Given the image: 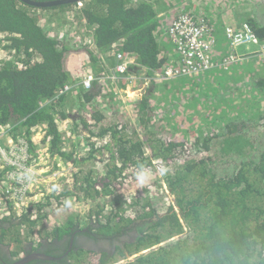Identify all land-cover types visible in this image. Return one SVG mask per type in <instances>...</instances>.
I'll use <instances>...</instances> for the list:
<instances>
[{
  "label": "trees",
  "instance_id": "trees-1",
  "mask_svg": "<svg viewBox=\"0 0 264 264\" xmlns=\"http://www.w3.org/2000/svg\"><path fill=\"white\" fill-rule=\"evenodd\" d=\"M209 1L208 21L218 38L223 25L237 20L252 26L257 42H264V24L249 10L237 16L239 2L246 0ZM155 2L80 0L36 7L0 0V49L9 52L0 67V127L21 124L31 134L42 126L51 136L48 150L75 169L72 183L60 179L36 211L18 215L8 206L0 212V241L15 248L13 255L25 253L26 242L38 247L42 239H62L77 229L122 241L123 233L134 229L112 253L78 247L69 258L73 264H115L131 255L126 264H264V102L253 122L245 114L220 115L199 105L219 104L228 97L218 98L244 79L254 97L263 100L264 55L225 68L215 48L212 58L219 65L210 78L220 75L222 85L207 91L196 86L200 74L188 76V82L163 81L154 72L181 61L166 49L169 41L160 32L181 10L161 17ZM52 10L73 13L79 27L94 32L99 51L118 49L134 56L148 69L146 90L129 99L119 96V89L129 87L126 77L118 79L117 91L118 83L104 79L106 67L84 41H63L43 27ZM78 55L84 56L82 69L71 71L68 58ZM251 64L255 70L244 69ZM86 65L97 76L93 86L52 99L60 87L75 83ZM234 72L238 78L224 82ZM192 103L202 111L192 114L187 107ZM66 120L70 124L62 129ZM214 120L221 122L219 128L205 130ZM153 158L163 162V179L177 209L164 206L158 179L157 184L148 181ZM138 173L147 174L145 183L138 182ZM80 204L89 205L84 213L77 210ZM186 231L190 234L165 244ZM148 248L153 249L140 253Z\"/></svg>",
  "mask_w": 264,
  "mask_h": 264
},
{
  "label": "built area",
  "instance_id": "built-area-1",
  "mask_svg": "<svg viewBox=\"0 0 264 264\" xmlns=\"http://www.w3.org/2000/svg\"><path fill=\"white\" fill-rule=\"evenodd\" d=\"M165 14L166 11H163L159 15L162 17ZM210 19L203 9L196 12L181 9L172 23L160 32L166 36L169 43H172L174 52L171 55L180 59L181 64L170 66L163 72L155 71L156 77L165 81L182 76H195L219 65L212 58L218 44V37L213 24L208 21ZM223 33L231 49V53L221 57L222 64L220 65L225 68L249 57L235 54V50L239 46L258 43L254 28L247 23L240 28L231 25L225 26ZM85 36L89 50L100 57L106 67L104 79L110 83H118L117 91L120 88L121 78L126 77L129 81L128 89H119V93L124 99L140 96L146 90L151 82V78L147 74L148 69L140 65L134 56L126 55L118 49L101 52L97 48L94 32L89 30ZM258 44L257 54L252 55L260 57L264 55V42ZM8 58L9 52L0 49V67ZM111 59H115L114 66L110 65ZM86 67L87 65L75 83L69 82L64 87H60L52 99L68 92L77 95L81 89H90L97 80V76L94 71ZM62 124V129H64L70 124V121L66 120ZM50 144L51 136L42 126H39L31 134L21 124L0 127V172H3L4 177L3 188L0 186V212L5 211L8 206H12L18 215L34 212L37 205L45 203L46 198L54 192L60 179L68 184L72 183L75 169L49 151ZM152 160L154 166L159 168L158 171H161L162 160L156 158ZM163 178L162 174L157 176L159 180L157 183H161L162 188L159 191L165 194L164 206L168 208L173 205L177 209L174 197ZM157 179L154 178V172L151 169L148 173L149 183H155ZM153 197L156 196L152 195ZM85 209L83 204L77 207L81 213H84Z\"/></svg>",
  "mask_w": 264,
  "mask_h": 264
},
{
  "label": "rangeland",
  "instance_id": "rangeland-1",
  "mask_svg": "<svg viewBox=\"0 0 264 264\" xmlns=\"http://www.w3.org/2000/svg\"><path fill=\"white\" fill-rule=\"evenodd\" d=\"M173 1L175 2L176 7H173L172 3ZM253 2L255 0H252ZM259 2V0H257L255 3ZM170 3V6L167 7V4ZM159 4V5H158ZM239 4L241 5L239 7V10H236L237 16H241L244 14V12L250 10V16H255L257 13V10H255L254 8H249L251 7L250 5V1H242L239 2ZM156 8L159 10V14H161L163 11H166L167 13L171 12L172 8H181V9H189V10H196V11H200V10H205L208 15L211 18V10H212V6L213 3L210 2L209 0H159V3H156ZM175 10L172 11L171 14H174ZM49 15L51 16L50 19H46L43 23V27L53 36H56L57 38L63 40V41H67L70 38H75L76 40L80 39V41H84L86 39V33H87V29H85L82 26H78L76 21L77 17L75 15H73V13H66V12H56V11H51L49 12ZM234 24H231V26L240 28L242 26V23L240 21L237 20H233ZM223 27H225L223 25ZM223 28H221V32H220V38H218V44L216 46V49H218L219 51H221V56H227L229 54V51H231L230 46L228 41L224 38V35L222 34ZM80 33V34H78ZM81 35V36H80ZM86 43V42H85ZM170 48H173L172 43H170ZM251 46H257L255 49H248L246 48V45H242L239 46L236 50H235V54L240 55V56H251L252 54H257V51L259 50V44H252ZM245 47V48H242ZM240 48V49H239ZM223 52V53H222ZM170 53V52H169ZM175 56H177L176 53H174ZM257 57V56H254ZM254 60H251L252 63ZM250 63V61H248ZM83 63V57L81 55L75 56L74 59H70L68 58V67L71 71H76L78 69H82ZM247 63V62H245ZM244 63V64H245ZM248 64V63H247ZM80 66L79 68H77V66ZM244 69H247L248 71H253L255 70V68L253 69V65H249L247 67H245ZM217 69L216 68H212L210 70H207L204 72V74H206L207 77V88H205L204 90H208V87H211L212 85L215 86H220L222 84H219V76H216V81L213 80V82L211 83V74L215 73ZM224 72V71H222ZM264 73V71H263ZM203 74V75H204ZM202 75V76H203ZM247 76H250L253 79L257 78L256 74L253 73H249ZM232 77V78H231ZM180 78V83L181 82H185L186 80L189 79L188 76H182V77H178ZM231 78V79H230ZM238 78V74H236V72L231 73V75H227L224 77V82H229V81H235L234 79ZM230 79V80H229ZM229 80V81H228ZM215 82V83H214ZM120 85V83H119ZM239 85L235 90H231V92L229 94H226L224 96L219 97L218 99H221L223 97H228L224 100H222L219 104H216L214 106V109L221 115V114H231V113H235V116H239L240 114H245L247 116V118L250 120L255 121L257 118V116L259 115V111L262 109L261 108V102H264V94L262 95V99L261 98H255L253 95V92H251L250 88L248 87L249 85V81L247 79H244V82ZM120 96V93L118 94ZM231 99V100H230ZM207 104V103H206ZM199 105H201L204 109H209L208 106L210 105L207 104L205 105V103H200ZM188 109L191 111H194L195 114L196 111H201V109L196 108V104L192 103L190 105H187ZM196 108V109H195ZM233 117V116H231ZM240 119V118H239ZM241 120V119H240ZM245 121V120H244ZM221 124L220 121H212L210 125L206 126V129H210V127L213 128H219L218 126ZM225 124V123H224ZM66 127V126H65ZM199 129H203L202 127ZM203 131V130H202ZM221 130H218V134ZM159 168L155 167L153 168V172H154V178L157 176H160V174H162L164 177V173L162 171H158ZM160 169H163V167H161ZM157 184V183H156ZM89 205H87L86 207H88ZM86 219H83L82 222H85ZM188 230V229H187ZM189 231H186L185 233L181 234V235H177L174 236L173 238L167 240V242H165V244L174 242L182 237H185L186 235H188ZM190 234V233H189ZM11 250L15 249L14 247H10ZM156 248V247H154ZM153 248H148L143 250L140 253H145L150 251ZM139 253V254H140ZM134 256V255H133ZM132 255L130 257L123 258L121 260H119L118 262H115V264H126L127 261H129L132 257Z\"/></svg>",
  "mask_w": 264,
  "mask_h": 264
},
{
  "label": "flooded vegetation",
  "instance_id": "flooded-vegetation-1",
  "mask_svg": "<svg viewBox=\"0 0 264 264\" xmlns=\"http://www.w3.org/2000/svg\"><path fill=\"white\" fill-rule=\"evenodd\" d=\"M81 225L85 227L86 224ZM133 230H128L127 233L124 232L120 238L126 239L128 236L133 234ZM90 232L91 231L87 229H77L71 235L63 236L62 239L56 238L51 241L42 239V244H39L38 247H34L32 244L26 242L24 243L26 247L25 253L22 252L16 256L13 255L9 245H6L0 241V264H16L17 261L30 255H48L59 258L56 259V261L60 264H73V261L70 260L69 256L72 254L74 248L86 247L89 249H95L97 251L107 250L108 252L112 253L116 249L115 246L119 244L120 246H123L122 242L125 240H113L111 237H102L96 234L92 235ZM46 261L51 260L35 257L22 264H44Z\"/></svg>",
  "mask_w": 264,
  "mask_h": 264
},
{
  "label": "crops",
  "instance_id": "crops-1",
  "mask_svg": "<svg viewBox=\"0 0 264 264\" xmlns=\"http://www.w3.org/2000/svg\"><path fill=\"white\" fill-rule=\"evenodd\" d=\"M247 1V0H246ZM257 0H255L254 2L252 1V0H250V5H251V7H249L250 9L251 8H254L255 10H257V13H255L256 15L255 16H251V17H255V19H257V20H255V21H259L260 23H262V24H264V0H259V2H257V3H255ZM168 5L170 6V4L168 3ZM173 7H176V5L175 4H173ZM178 11V10H181V8H172L171 9V12L172 11ZM249 13H250V10H249ZM167 14H165V16H166ZM223 35H224V33H223ZM224 38H225V36H224ZM167 46H166V49L168 50V51H171V53H173L174 51H173V48H170V43H168L167 42V44H166ZM257 46H251V45H249V46H246V48H248V49H255ZM242 48H245V47H242ZM240 49V48H239ZM82 57H83V59H84V56L83 55H81ZM252 57V55L251 56H249L248 58H251ZM75 58V56H73L72 58H70V59H74ZM247 58V59H248ZM256 60H257V58H256ZM77 67H78V65H76ZM261 70H262V72L264 71V67H261ZM204 73H201L198 77H200L199 79H197V80H199L198 82H197V84H196V86H198V87H201L203 90L205 89V88H207V77H206V74H204ZM203 75V76H202ZM189 80H186L185 82H188ZM213 82V79H211V83ZM215 83V82H214ZM212 86H214V85H212ZM211 86V87H212ZM210 87H208V89H209ZM204 91H207V90H204ZM197 102H198V104H199V101L197 100ZM196 106H198V105H196ZM196 108H198V107H196ZM208 108L209 109H212V108H214V106H213V104L211 103L209 106H208ZM209 109H206V110H209ZM205 110V111H206ZM202 111V110H201ZM194 112H195V110H194ZM217 114H219V113H217ZM218 117V116H217ZM206 124V123H205ZM207 125V124H206ZM200 127H202V126H200ZM203 128V127H202ZM205 130H209V129H205Z\"/></svg>",
  "mask_w": 264,
  "mask_h": 264
},
{
  "label": "water",
  "instance_id": "water-1",
  "mask_svg": "<svg viewBox=\"0 0 264 264\" xmlns=\"http://www.w3.org/2000/svg\"><path fill=\"white\" fill-rule=\"evenodd\" d=\"M27 4L34 5L36 7H47V6H54V5H60V4H65V3H72L80 0H47V1H39V0H21ZM44 258L48 260H56L59 259L57 257H52L48 255L44 256H39V255H30L27 257H24L23 259L19 260L16 262V264H22L26 261H28L31 258Z\"/></svg>",
  "mask_w": 264,
  "mask_h": 264
},
{
  "label": "clouds",
  "instance_id": "clouds-1",
  "mask_svg": "<svg viewBox=\"0 0 264 264\" xmlns=\"http://www.w3.org/2000/svg\"><path fill=\"white\" fill-rule=\"evenodd\" d=\"M146 175H147L146 173H138V174H137V179H138V182H139L140 184L145 183Z\"/></svg>",
  "mask_w": 264,
  "mask_h": 264
}]
</instances>
